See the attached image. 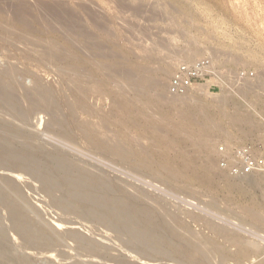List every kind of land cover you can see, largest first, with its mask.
Wrapping results in <instances>:
<instances>
[{
  "label": "rangeland",
  "instance_id": "rangeland-1",
  "mask_svg": "<svg viewBox=\"0 0 264 264\" xmlns=\"http://www.w3.org/2000/svg\"><path fill=\"white\" fill-rule=\"evenodd\" d=\"M103 1L0 0V12L5 10L3 12H6L5 14L8 16V28L11 27V30H8L7 38L0 36V66L3 67L7 63L8 65L12 64L13 66H16L17 74L26 73L25 79L23 81V86L27 88L31 92V94L38 95L34 84V82L37 81L38 78V80L42 82V84L50 88L51 86L55 88L54 89L52 87L53 92L56 94H53V97L55 95L56 100L60 98V100H58V103H60L59 106H61V108H57L58 112L57 110H53L54 108H51L52 105H49V101L48 103H45V101L41 100L42 103H40V101L39 103H34V105L36 106H38V104L39 106H43L41 104L45 103L46 105L44 104V107L47 111V114H45V110H43V112L41 113V117L43 118L42 121H40L41 117H39L38 119H33L34 121H32V126L28 127L29 132L27 131L29 135L37 137H31L30 139L32 143L34 142V145L38 144L36 146H39L41 148L44 146L38 160H42V162H45L47 161V157L52 156L53 158L67 159L73 165H76L78 163L77 165L81 166L83 164L81 167L86 166L94 168L96 166L94 168V171L96 170L97 172L98 169V172L101 171V173L99 172L100 174L107 173V180L109 179V181L119 178L123 181H126L130 185L133 184V187L136 186L137 188L145 190L149 194H157V196L159 195L158 197H162V200L165 199L163 201H167L170 205H172V208L174 207L173 211L176 213V215L182 216L183 221L188 226H190L189 229L194 232V234H197L198 236H206L209 238L212 235L211 239L214 236V240H217V246H219L218 244H220L219 248L223 249L229 255H231L226 261V264H238L241 259L236 252L237 248L235 249L234 246L225 243V241H223V239L221 238L224 230L225 232L237 234L238 236L242 237V239L247 241L248 245L246 244L245 247H247L246 249L249 250L252 259H250L248 262H245L244 264L261 263L262 260L264 261V169L259 172H254V174L251 175L238 174V176L240 177H237L236 175H232L227 169L222 168L220 162L223 157L229 158L231 156V158L228 159V166L241 171L240 162L236 160L237 158L235 157L233 159L232 156L233 154L235 156V152L243 146H250L255 154L262 161H264V0ZM20 4H27V7L29 8L28 14L26 13L28 15H26V19L27 17L29 19H27V21L29 22L27 27H25L26 25H22L15 19V9H17L16 7H18ZM47 5L51 7L49 8ZM52 5L53 7L55 5V7L57 8L61 6L60 8H62V11L60 12L61 9L59 8L54 15L55 7L53 8ZM44 6L46 7L44 8ZM48 8L52 11V13L48 10ZM63 8L65 9V11ZM72 8L73 10H75L72 11ZM66 11H71V13L67 12L69 14L68 15ZM75 13L77 14V16L80 14L79 18L82 19H87L88 15L90 17H92L93 15L96 21L102 23V27L107 30L108 36H102L104 32H101L96 25H92L91 27H89L84 21L85 25L88 27V32H90L91 34L90 40H81V38L76 37L74 39V35L73 33H71L72 29L70 25ZM68 16L71 18H69ZM26 28L28 29V31H30L29 35H31L32 37H29L28 34L27 37L26 35H24L23 38L20 36V33H22L24 31L23 29ZM100 36H102L101 38L104 37V39H101L103 41H100ZM110 36H112V39L110 38ZM77 39L80 40L78 41ZM75 41L78 43L81 41V44H78ZM99 42H103L101 43L103 44V46H97V43ZM75 43L81 47H79ZM52 46L55 47V49ZM93 47H95V49ZM52 48L55 51L52 50ZM62 49L64 50L60 51ZM66 49L67 51L65 52ZM117 49H119L120 52ZM103 51L110 52L112 55L118 54L120 58L126 59L127 63L129 62L130 64V61H132V63H137V61L134 60H138L141 53L145 55L144 58H154L155 62L157 63H155L156 66L161 65L158 67H165V63L168 66V73L166 75V78L163 79L164 87L166 88L164 89L166 97L171 94L169 90L171 76L180 63L191 60L195 61L197 59L205 57H209L213 61L214 70L212 74L207 76L205 80L198 82L197 89L194 88L195 90H191L194 91L191 96L192 98H190L191 101L186 104L188 105L187 107H189L188 110L193 113L192 115L188 111V113H186L188 118L195 115L194 117H196L198 122L200 121L199 123H203L208 120H211L210 122H213L211 123L212 129L210 130V142L207 141V138H203V135H201V133H198L201 131V129L197 130L200 127H198V125L195 123L190 125V130L188 132L186 130L184 132L185 135H183V131L185 129H182V126L185 124V121L187 122L188 119L184 117L185 120L183 121L184 118H181L182 116L179 113V109L174 110L169 106H167L166 108H164V106L157 107V103V105L153 104L151 108L152 114L154 113V115L156 116L154 117L153 126H155V128L152 126L153 129L148 128L151 122L149 123L147 119L141 120L140 118L138 119V122L135 123L136 125L129 124L124 127V129L122 128L124 131L118 128L115 131V125L119 124L121 118L113 119L111 120L112 123L109 124V127H113L112 130L114 129L113 134L117 135V137H119V133H122V135H127L132 138H129L130 141L140 142V144L142 143L144 148H147V145L149 147L153 144L151 148L152 150L149 149L150 147L148 148V150L150 151L149 156H151V158L149 157V159H151V162L155 164V168L160 170V173H163V178H161L163 180L160 181V184H158V182H151L150 179L148 181V179L140 177L137 173L133 172L131 170V164L133 162L128 163V165L130 164V166L128 167V165H125L118 155L110 153L99 155L91 150H87L85 146L80 143L70 142L66 138L51 133V127L54 120V115L52 114H55V117L57 115V117L61 120H67L68 123H70V121L72 122V117H69L71 116L69 110L65 106V103L64 106L62 103L63 101H66L63 95L67 93L66 90H68V84L70 83L69 79H67L68 76L65 73H69V65L74 61V57L78 58V60L82 58L80 60L82 61L84 58L90 57L87 55L88 53L89 55H91V58H102ZM51 52L53 55L51 54ZM57 52L59 54V59L56 60L55 53ZM70 52H72L71 55H74V57L69 55ZM78 53H81L79 54L81 55V58L78 57ZM144 63L146 64L147 62H144L142 59L140 63L138 60L137 64L132 65H141ZM124 66L121 69V72L118 74V77L113 78L112 80L113 87L116 88L117 91H119L118 95L121 96V99L123 97L130 98L132 96V94L130 93V85L127 81L125 82L124 80V74L126 70ZM242 72L246 73L247 76L245 78H242L240 76ZM150 73H153V70L149 71L148 75H150ZM71 75L73 74H71L70 72V76ZM62 79L65 83L67 81V84L63 83ZM100 80L101 78L98 75L92 77L91 82L88 83L90 91L92 92V95L89 98V102L96 108L97 111L100 110V113H109L110 110H112L111 107L113 106V102L112 99H110L111 97L110 95H108V92L98 87V82ZM204 83H208L209 85L207 87L199 88V86ZM55 85L57 86L55 87ZM57 90L60 92H58ZM64 90L66 93L64 92ZM60 93L63 96L62 97L60 95L62 99L64 98L63 100L60 96L58 98V95ZM221 102L223 103V107L225 109L222 106H219L221 105ZM23 105H25V103ZM49 106L50 109L48 108ZM25 107H27V104L25 105ZM153 107L156 110H154ZM52 110L54 113H52ZM66 110L68 111V115ZM48 111H50L52 114ZM60 114L61 116H59ZM160 116H162V118ZM67 118L71 120L69 121ZM165 120H168L169 122ZM164 121L168 124L167 126H165L166 123L165 125L163 124ZM238 121H241L244 124L241 122L238 123ZM173 122H177V125ZM160 124L162 126H160ZM20 125L21 123H17L16 127H19ZM104 125L108 126V122L107 124L106 122H104ZM45 126L48 127L45 128ZM21 127L23 126L21 125ZM164 127L166 128L165 130ZM54 128L55 127L53 124V129ZM178 128L181 130H179ZM191 128H193V130L195 129V131L193 132ZM46 129H50L51 131ZM157 129L158 134L155 131ZM160 129H162L161 131L165 133L164 135L162 134ZM152 130H154L156 134ZM167 130L169 133L167 132ZM4 131L5 130L1 129L0 127V137L2 140H0V146L2 147H0V151L2 152L3 150L4 152L1 153L0 160H3L5 162L6 167L8 166L9 168H11L12 166L15 167L14 165L16 161L7 158L8 147L10 148L12 146L15 148L18 146L17 148H22V145L19 141L17 142L16 139L11 138L9 141L10 146H8V135H5L6 131ZM149 131H151L152 135ZM189 132H193L195 134H189ZM159 133L161 134V136ZM196 134L199 136H197ZM151 137L152 139H150ZM159 138L161 140H159ZM5 139L6 142L4 141ZM112 139L116 141L115 138ZM167 145L169 146L167 147ZM221 147L225 148V152L223 154L220 153ZM163 158L167 159L168 162ZM162 160L165 161L167 166L170 164L169 167L173 169V174H168L169 178H167V174L165 177V173L163 170L164 163H162ZM210 162H213L212 166ZM185 168L187 170H185ZM103 170L104 172H102ZM174 172L177 175L174 174ZM12 173L13 172H10V170L8 169L7 172H0V177L6 176V178L2 177V180L0 179V182L2 181L0 183V196H2L0 197V201H3L4 199V195L2 194L6 195L8 191H12L17 187L20 188L19 185H21L20 189H24L23 194H25L26 200L29 204V207L26 208L27 210L29 208L28 211H30V213L28 212V216L31 220H33L34 223H37L36 225L33 223L34 228L36 227L38 229L46 227V230L44 229V232L51 236L53 234L57 235V233H63L65 232V230H77V233L83 236L85 235V237L92 238L94 242L101 245L103 248L110 247L111 251L109 252V257L115 260L112 261L111 264H119L116 262L118 258H124L125 262L127 261L128 264H147L141 259L133 258L131 255L127 254V252H125L122 247L120 248V245L118 246L117 240H121L125 243H127L128 241V243L131 242L130 244H132V239L129 236H126V233H120L118 235L105 233L107 238H109L108 240L106 239L107 241H109H106V243L104 242L106 237L104 234H102L103 230H101V227L99 226L95 227L98 233L89 228L87 230L86 225L85 228L83 225L80 226V224H74L77 225L76 228H79V230L73 227L74 225L72 227L69 225L68 227L67 225H64V228L63 225L59 224V220L65 218V216L64 214H61L60 210H58V205L53 204L54 198L56 196L59 197L60 193H49L52 196L51 199L53 198L52 203L51 200L48 201L47 199H45L50 198L49 196L45 197V192H43V190L41 189V185L38 184V182L40 183L38 179L37 181H33L32 179H29V177L27 178V176L24 179L21 172H17L16 174H19L16 177L17 181H15L13 179ZM7 178H11V180L14 182L8 180ZM63 179H66V177L63 176ZM10 182L12 185L10 184ZM9 185L11 186L9 187ZM22 186L25 187L23 188ZM120 187L124 188L125 186L121 185ZM9 188L13 189L11 190ZM29 188H34V190L31 191L29 190ZM6 190L7 192H5ZM40 190H42V193ZM108 199H112L110 201H116V198L113 196H109ZM124 202L129 203L128 200ZM116 203L120 202L116 201ZM30 205L32 206V208H37L36 210L39 212V214L31 211ZM7 207L8 205H0V218H3L4 220H2L5 221V223L3 222L0 226V233L5 237L8 236V233L12 232L11 230H9V232L8 230L5 231L8 228L5 227L8 226L6 225L8 222V217H6L8 216ZM40 208L42 211L40 210ZM59 214L62 216H59ZM69 216H72V219L76 217L75 215ZM194 216H198V219L194 218ZM142 221L145 222L144 218H142ZM48 223L49 225H47ZM3 224H5V226ZM152 224L155 225V221L150 220L148 226L150 228H154V225ZM38 225L39 227H37ZM148 226H146V228L144 227L145 231L144 228H140L141 230L139 231L138 226H134V229L137 230L140 234H142L143 232L144 236H148ZM210 226L213 227L211 228ZM2 227H5L6 229L4 228L5 230L3 229L2 231ZM149 227L148 229H150ZM214 227H216L217 229H215ZM49 232H51L52 234ZM175 235L178 234L170 233L169 236L174 237L173 239L177 241L178 236L177 238H175ZM62 236L63 235L59 234V236L57 238H54L52 242V246L55 245L53 246V249H58L59 252L63 251L61 254L56 255L46 250L40 252L39 254H36V251L33 250L31 252V250L19 249L16 250L19 257L15 258L12 256V261H15V263H13L16 264L17 262L18 264H39L47 261H52L53 264H87L89 261L87 262L85 258L77 257V252L74 251L75 244L73 240L69 238L65 239L66 237L62 238ZM181 236L182 237L179 238H183L182 240L188 239V234L182 233ZM218 236L222 240L219 239ZM16 237V243L13 239H11V243L19 244V238L17 235L15 236V238ZM184 237H186V239ZM26 239L28 243H32L35 242L34 240L36 238H34L32 234L31 236L29 235ZM152 239L150 240L153 241L154 239ZM155 240H157V238H155ZM180 240L181 239H179L178 241L180 242ZM108 243L114 244L110 246V244ZM38 244L41 243L38 242ZM38 244L34 243L35 246ZM38 246L45 247L43 244L42 246ZM58 246L61 247L59 248ZM182 246L183 245L178 247L182 250L181 252L185 251L184 246ZM224 247L226 248L224 249ZM251 250L254 252L257 250V252L259 253L255 252L257 253L256 255ZM186 253L190 254V252ZM251 253L254 255H252ZM25 255L29 257L28 261H26L28 259L27 257V259L24 258ZM135 259H137L138 261H136ZM139 261H142L143 263ZM203 262L201 263L204 264ZM217 262L218 260H214L212 264H218ZM89 263L95 262L90 261ZM152 263L154 264L155 262H150V264ZM160 264L173 263L162 262Z\"/></svg>",
  "mask_w": 264,
  "mask_h": 264
},
{
  "label": "bare ground",
  "instance_id": "bare-ground-1",
  "mask_svg": "<svg viewBox=\"0 0 264 264\" xmlns=\"http://www.w3.org/2000/svg\"><path fill=\"white\" fill-rule=\"evenodd\" d=\"M45 7L46 6H44V8ZM52 7H53V5H52ZM54 7H55V5H54ZM16 8L17 9H15L16 10L15 19L18 22H20L22 25H26L25 27H27L29 24V22L27 21L28 17L26 19V15L28 14V9H29L27 7V4H20ZM49 8H48V10H49ZM59 8H57V7L54 8L55 9L54 15H55L56 11H58ZM60 9H61L60 10V12H61L62 8H60ZM74 10L72 8V11H74ZM3 11H5V10H3ZM3 11L0 12V36L7 38L8 37V30H11V27L8 28V24H9L8 16L5 14L6 12L4 13ZM49 11L52 13L51 10H49ZM64 11H65V9H64ZM67 12L68 11H66V13ZM69 12L71 13V11H69ZM79 15L77 16V14L75 13V15L73 16V18L71 20L70 27L72 29L71 33H73L74 39L76 37V38H81V40L82 39L90 40L91 34H90V32H88L87 26L91 27L92 25H96L97 28L101 32H104L102 36H104V35L106 37L108 36L107 30L104 27H102L103 26L102 23L95 20V17L93 15H92V17H90L88 15L87 19L86 18L85 19L79 18ZM69 18H71V17H69ZM84 21L87 24V26L85 25ZM23 30L24 31L22 33H20V36L22 38L24 35H26V37H27L30 33V31H28L27 28L23 29ZM109 34H111V33H109ZM102 36L99 37L100 41H103L101 39H104V37L101 38ZM29 37H32V36L29 35ZM111 37L112 36H110V38ZM32 40H34V39H32ZM77 40L79 41L80 39H77ZM71 41H73V40H71ZM105 42H106V40H105ZM50 43H52V42H50ZM76 43H78V42H76ZM101 43H103V42L97 43V46H99V47L103 46V44H101ZM78 44H76V45H78ZM79 47H81V46H79ZM53 48L55 49V47H53ZM53 48H52V50H54ZM71 48H72V45H71ZM93 48L95 49V47H93ZM75 49H74V51H75ZM63 50L64 49H62L60 51H63ZM68 50H70V49H68ZM117 50L120 52L119 49H117ZM66 51H67V49L65 50V52ZM72 52H70L69 55H71ZM76 53H77V51H76ZM76 53H73V54H76ZM124 53H126V52H124ZM51 54H52V52H51ZM55 54H54L56 57L55 59L56 60L59 59L58 58V55H59L58 52ZM66 54H63V55H66ZM79 54H81V53H78V55ZM87 55L90 57L84 58L85 57V55H84V57H83L84 59L82 61H80L82 59L80 57L81 55L78 56L79 58H81L80 60H78V58L74 57V55H71L74 57V61H73L74 63L72 62V64L69 65V69H68L69 73H65V74H67V76H68L67 79H69V82H70L68 84V87L70 89L68 88V90H66L67 93L64 90V92L66 94L63 96L65 97L66 101L65 102L63 101V103L62 102L61 103L63 104V106L65 103V106L67 107V109L69 110V112L71 114V116H69V117L70 118L72 117L71 118L72 122L70 121L71 119L70 120L68 119L69 117L67 118L70 121V123H68L67 120H61L57 117V115L55 117V114H52V113H54L53 110H57L58 107L61 108V106H59L60 103H58V100H60L59 96L61 95V93L58 95L59 99L56 100L55 99L56 94L52 90L53 86H51V88H50V87L42 84V82H40L37 78V81H35L34 84H35V88H36L39 96L33 95V94H31V92L27 88H25L23 86V84H24L23 81L25 79L26 73L25 74H20V73L17 74L16 66L15 65L13 66L12 64L8 65V63H7L4 66L2 65L3 67L0 66V127H1V129H4L6 131L5 135H8V139H7L8 146H10L9 141L11 138L16 139L17 142L19 141L20 144L22 145V148L21 147L17 148L18 146L15 148L12 146L10 148L8 147L7 158L13 159L16 161V163L14 162L15 167H13V166L12 167L10 166L11 168H9L8 166L6 167L5 162L3 160H0V172L1 171L7 172V169L10 170V172H13L12 176H13V179L15 181H17L16 177L19 174V173L16 174L17 172H21L24 179L26 176H27V178L29 177V179H32L33 181H37V179H38V181H40V183L38 182V184L41 185V189L43 190V192H45V195H46L45 197L49 196V198H50V199L45 198L48 201L51 200V202H52V199H53V198L51 199L52 196L49 194L50 192H55V194H56V192H59L60 196L59 197L56 196L53 200L54 203L53 202L52 203L58 205V207H59L58 210H60L61 214L62 215L64 214V216H65V218H62L59 220V224L63 225L64 228H65L64 225H67V227H68V225L72 227L74 224H77V225L80 224V226L83 225L85 228L87 226V230L89 228V229H92L94 232H97L95 227L99 226V227H101V230H103L102 234H104V235H105V233H112L114 235H118L120 233L121 234L126 233L127 234L126 236H129L132 239V241H133L132 244H130L131 242L128 243V241H127V243H125L121 240L120 241L117 240L118 246L120 245V248L122 247L125 250V252H127V254L131 255L133 258L141 259L142 261H144L147 264H150V262H155L154 264H160L162 262L173 263V264H202L201 262H203V261H204L203 262L204 264H212V262H214V260H216V261L218 260V262H217L218 264H226V261L229 259V256H231V255H229L223 249L219 248L220 244H218L219 246H217V240H214V238H213L214 236L211 239L212 235L209 238L206 236H198L197 234H194V232H192L189 229L190 226H188L183 221L182 216L176 215V213L173 211L174 207L172 208V205H170L167 201H163L165 199L162 200L161 199L162 197L161 198L158 197L159 195L157 196V194L156 195L149 194L145 190L137 188L136 186L133 187L132 186L133 184L130 185L126 181H123L119 178H116L115 180L109 181V179L107 180V178H108L106 175L107 173L106 174L105 173L100 174L101 171H99L100 172L99 173L98 169H97L98 173L96 172V170L94 171V168L96 166L94 168L93 167L90 168V167H86V166L81 167L83 164L81 166H78L77 165L78 163L76 164L77 165L76 166V165H73L72 163H70L67 159L53 158L52 156L47 157V161H45V162H42V160L41 161L38 160V158H39V156L43 150L42 148L44 146L41 148L39 146H36L38 144L34 145L33 144L34 142L32 143V141L30 139H31V137H35V136L29 135L27 133V131L29 129L28 127L32 126L31 124L33 123L32 121H34L33 119H35V118L38 119L39 117H41V113L43 112V110L46 111L44 104L46 102L48 103V101L50 102L49 105H52L51 108H54L52 110V113L50 111H48L52 115H54L53 116L54 120H53L52 127H51L52 131L50 130L51 129L50 127H49L50 129H46V130H50L51 133L56 134L57 136H61L63 138H66L70 142L80 143V144L84 145L87 150H91V151L95 152L96 154L105 155V154L110 153V154L118 155L125 165H128V163L133 162L132 163L133 165L131 164V170L133 172L137 173L140 177H144V178L148 179V181L150 179L151 182H158V184H160V181L163 180V179H161V178H163L162 177L163 173H160L159 172L160 170L155 168L156 167V166H154L155 164H153L151 162V159H149V157L151 158V156H149L150 151L148 150V148L150 147L149 149H151L153 144L151 145V142H150L151 146L148 147V145H147V148H144L142 143L140 144V142H137V141L136 142L130 141V139H132V138H130L127 135H122V133L121 134L119 133L118 134L119 137H117V135L113 134L114 133V129L112 130L113 127L112 128L109 127V124L112 123L111 120L116 119V118H118V119L121 118L120 119L121 121L119 122V124L115 125L116 126L115 131L117 130V128L118 129H122V128L124 129V127H126L129 124L131 125V124L137 123L139 118L141 120L147 119L149 123L151 122L149 127L147 125V127L149 129H151L153 126L154 117H156L154 115V113L152 114V112H151L152 105L158 104L157 107L164 106V108L169 106L174 110L179 109V111H180L179 113L182 116V117L181 116L180 117L182 119L184 117L188 119L187 122L186 121L184 122L185 124L183 123L184 125L182 124L183 128L180 126L182 129H185L183 131V133L186 130L188 132L190 130V125L195 123L198 125V127H200V128L197 127L198 128L197 130L201 129L200 132H198V131L197 132L201 133V135H203V138H205V139L207 138V141L210 142V139H211V131L210 130L212 129L211 123H213V122H210L211 120L210 121L205 120L206 122L199 123L200 121L199 122L197 121L196 117H194L195 115L190 116L188 118V116L186 114L189 111L188 110L189 107H187L188 105H186V104H188L191 101L190 98H192L191 96H192V93L194 91H189L184 95L169 94L168 97H166V94L164 91V89H166V88L164 87L163 79L166 78V75L168 73V66L165 63H164L165 67H158L161 65L156 66L157 63L155 62L154 58H144L145 55L142 53L140 56L138 55L139 56V58H138L139 63L142 59L144 62L146 61L147 63L141 64V65H135V66L132 64H137L138 60H136V59L134 60V61H137V63L136 62L132 63V61L129 60L131 62V64H130L129 62L127 63L126 59L120 58V56L118 54L112 55L110 52H104L103 51L102 58H96V57L91 58V55H89L88 53H87ZM82 56H83V54H82ZM96 56H97V54H96ZM189 62H193V60H191ZM123 66L126 68L125 74H124V80H125V82L127 81L129 83L130 93L132 94V96L130 98L123 97L121 99V96L118 95L119 91H117V89L113 87L112 80H113V78L118 77V74L121 72V69L123 68ZM152 70H153V73H150V75H148L149 71H152ZM70 72L73 75L70 76ZM98 75L101 78V80L98 82V87L100 89L106 90V92H108V95H110V97H111L110 99H112V102H113V103L111 102L113 106L111 107L112 110H110L109 113H106V112L100 113V110H98L99 111L98 112L96 110V108L93 105H91L89 102L90 101L89 98L91 97L92 92L90 91V87H89L88 83L91 82L92 77L98 76ZM62 82H63V79H62ZM63 83H65V82H63ZM65 84H67V81ZM208 85H209L208 83H204V84H201L199 86V88L207 87ZM56 86L57 85H55V87ZM197 86L198 85H196L194 88L197 89L198 88ZM195 89H192V90H195ZM58 92H60V91H58ZM53 94H55L54 97H53ZM62 97H61V99H62ZM41 100L45 101L44 104H41L43 106H39V104H38V106L34 105V103H39V101H40V103H42ZM24 103H25V105L27 104V107H25V105H23ZM218 104H220V103H218ZM63 106H62V109H63ZM219 106L223 107V103L221 102V105H219ZM48 108L50 109V106ZM161 108H163V107H161ZM154 110H156V109L154 108ZM57 112H58V110H57ZM189 113H191V112L189 111ZM45 114H47V111ZM191 114L193 115V113H191ZM67 115H68V111H67ZM59 116H61V114ZM160 117L162 118V116H160ZM51 118H52V116H51ZM185 118L183 119V121L185 120ZM242 119H244V118H242ZM42 120H43V118L41 117L40 121H42ZM109 121H110V123H109ZM165 121H168V120H165ZM165 121L163 123L164 125L166 123ZM104 122H106V124L108 122V126H105ZM216 122H218V121H216ZM239 122H241V121H238V123ZM17 123L18 124L21 123V125L23 127H21V125L19 127H16ZM176 123H174V124H176ZM241 123H243V122H241ZM53 124L55 127L54 129H53ZM114 124H116V123H114ZM214 124H215V122H214ZM167 125L168 124L166 123L165 126H167ZM180 125H181V123H180ZM49 126H51V125H49ZM160 126H162V125L160 124ZM46 127H48V126H45V128ZM153 127L155 128V126H153ZM169 127H170V125H169ZM144 128H146V127H144ZM165 129L166 128L164 127V130ZM191 129L193 132L195 131V129L194 130H193V128H191ZM161 130L162 129H160V131ZM179 130H181V129H179ZM152 131H154V130H152ZM155 131L158 134V129ZM155 131H154V133H155ZM149 132L151 134V131H149ZM167 132H168V130H167ZM193 132H189V134H191V133L195 134ZM142 133H144V132H142ZM162 134L164 135L165 133L162 132ZM183 135H185V133ZM160 136H161V134H160ZM197 136H199V135H197ZM153 137H154V135H153ZM35 138H37V137H35ZM112 138H115L116 141H114ZM156 138H158V137H156ZM163 138H165V137H163ZM171 138H173V137H171ZM34 139H32V140H34ZM150 139H152V137ZM168 139H169V137H168ZM0 140H1V137H0ZM159 140H161V139L159 138ZM4 141L6 142V139ZM168 146L169 145H167V147ZM50 151H52V150H50ZM2 152H3V150H2ZM2 152L0 151V155ZM51 153H53V152H51ZM208 153H207V155H208ZM49 154H50V152H49ZM54 155H55V153H54ZM168 155H169V153H168ZM60 156H63V155H60ZM64 156H66V155H64ZM165 158H166V156H165ZM165 158H163V159H165ZM41 159H42V157H41ZM165 160L167 161V159H165ZM160 161H161V159H160ZM163 161L164 160H162V163H164V165H163L164 167L163 166H161V167L164 168L163 170L165 173V177L167 174V178H169L168 174H171V173L173 174V169L169 167L170 164L167 166L165 161L164 162ZM212 163L210 162L211 166H212ZM12 165H13V163H12ZM129 166H130V164L128 165V167ZM185 170H187V169L185 168ZM102 172H104V170ZM161 172H163V171H161ZM195 172H196V170H195ZM103 174H105V175H103ZM174 174H176V173L174 172ZM10 175H11V173H10ZM63 176H65L66 179H63ZM236 176L240 177L238 175H236ZM2 177H0L1 180H2ZM19 177H21V176H19ZM3 178H6V176H4ZM109 178H111V177H109ZM204 178H206V177H204ZM7 179L12 181L11 178L10 179L7 178ZM12 182H14V181H12ZM163 183H164V181H163ZM10 184H11V182H10ZM5 185H7V184H5ZM11 185H9V187ZM121 185H124L125 187L122 188V187H120ZM257 185H258V183H257ZM13 187H14V184H13ZM19 187L21 188V185H19ZM20 188L17 187L14 190H12L13 188L12 189L9 188L12 191H8V193L6 195L2 194V195H4L3 196L4 199H3V201L1 200L2 202L0 201L1 206L8 205V207H7L8 208L7 209L8 210V216H6V217H8L7 218L8 222L6 224L8 226H5V224H3L5 227H8V228L6 229L5 227H2L1 230L3 231V229L5 228L6 229V230L4 229L5 231H7V230H8V232H9V230L12 231L11 233H8V236H6V237L4 235H1V233H0V264H14L15 261L14 260L12 261V256L14 255L16 250H19V249L31 250V252L33 250V251H36V254H39L40 252L45 251V250L49 251L53 254H56V255L61 254L63 251L59 252L58 249H53V246H55V245L52 246V244H53L52 242H53L54 238H57L59 236V234L63 235L62 238L66 237L65 239H68V238L72 239L74 244H75L74 251L77 252V255H78L77 257L85 258L87 260V262L93 261L96 263L111 264L112 261H115L109 257V252L111 251L110 247L103 248L101 245L94 242L92 240V238L85 237V235L83 236V235L77 233V230H75L76 232L65 230V232H63V233H57V235L53 234L54 236L53 235L51 236V235L46 234L44 232V229L46 227L45 228H38V229L36 227L34 228V225H33L34 222L28 216V212L30 213V211H28L29 208H28V210L26 209L27 207H29V204H28V201L26 200L25 194H23L24 189L21 190ZM29 190L32 191V190H34V188H29ZM42 190H40L41 193H42ZM5 192H7V190ZM5 192H1V193H5ZM109 196L115 197L116 201H119L120 203H116V201H110L112 199L109 200L108 199ZM0 197H2V196H0ZM126 200H128L129 203L124 202ZM30 208H31V211H34L36 214H39V212L36 210L37 208H34V207L32 208V206ZM40 210H41V208H40ZM62 215L59 214V216H62ZM69 215H75L76 217L75 218L73 217L74 219H72L71 218L72 216L70 217ZM66 216H69V217H66ZM142 218H144L145 222L142 221ZM194 218L198 219V216H194ZM2 219L3 218H0V226L2 225L3 222L5 223V221H3L4 219L3 220ZM150 220L155 221V225L152 224V225H154V228H150L148 226V223L150 222ZM44 222H46V221H44ZM34 224L36 225L37 223H34ZM47 225H49V223ZM77 225H74L73 227L76 228ZM134 226H138L139 229H138V227H137V229L139 231L141 230L140 228H144V227L146 228V226H148L150 228V229H148V227H147V231L149 233L147 231L146 232H147L148 236H146V235L144 236L143 232H142V234H140L137 230L134 229ZM37 227H39V225ZM210 227L212 228L213 226H210ZM145 228H144V231H145ZM214 228L217 229L216 227H214ZM76 229L79 230V228H76ZM51 232H49V233H51ZM94 232H93V234H94ZM170 233H177L178 235H175L176 236L175 238H177V236H178V238L185 236V235L181 236L182 233L188 234V239L182 240L183 238H179V239H181L179 242L178 238L176 241L173 239L174 237L169 236ZM28 234L30 236L33 234V237L36 238L34 240L35 242L28 243V241L26 239L29 236ZM14 235L18 236V238H19L18 241H20L19 244L18 243L17 244L11 243L12 242L11 239H13L16 243L17 237L15 238ZM172 236H173V234H172ZM105 237H106L105 241L103 240L104 242H106L109 239V238H107L106 235H105ZM186 237H184V238L186 239ZM155 238H157V240H155ZM218 238H219V236H218ZM221 238L223 239V241H225V243H227L231 246H234L235 249L237 248L236 252L238 253V255L241 259L238 264H244L245 262H248L250 259H252V257L250 256L249 250L246 249L247 247H245V245L247 244V241L242 239V237H240L234 233L225 232V230H224ZM221 238H219V239H221ZM150 239H152L153 241H151ZM129 241H131V240H129ZM38 242L41 244H38ZM107 242H109V241H107ZM34 243L41 245V246L43 244L45 247H39L38 245L35 246ZM56 244H58V243H56ZM108 244H110V243H108ZM112 244H114V243H111L110 246ZM47 245H49V246H47ZM59 245H62V244H59ZM137 245H138V247H137ZM181 245H183L185 251L188 253L190 252V254L192 256L190 254H187L185 251L181 252L182 250L180 248H178ZM58 247H54V248H58ZM225 248L226 247H224V249ZM191 251L193 254L191 253ZM252 252L255 253V252H257V250L255 252L254 251H252ZM257 253H259V252H257ZM257 253H255V254L257 255ZM33 254H34V252H33ZM234 255H236V254H234ZM252 255H254V254H252ZM26 257L27 256L25 255L24 258L25 259L28 258L26 260V261H28L29 257H27V258ZM232 257H230V258H232ZM20 258H21V256H20ZM137 259H135V260L138 261ZM16 260H19V259H16ZM127 260H129V259H127ZM34 261H35V259H34ZM142 261H139V262L143 263ZM116 262L119 264H128L127 261L125 262L124 258L123 259L118 258V260ZM258 264H264V261L262 260V262L258 263Z\"/></svg>",
  "mask_w": 264,
  "mask_h": 264
},
{
  "label": "built area",
  "instance_id": "built-area-1",
  "mask_svg": "<svg viewBox=\"0 0 264 264\" xmlns=\"http://www.w3.org/2000/svg\"><path fill=\"white\" fill-rule=\"evenodd\" d=\"M214 70L213 62L211 58L205 57L197 59L193 62L185 61L180 63L174 70L169 90L173 95H184L187 92L194 89L198 82L205 80L207 76L211 75ZM242 78L247 75L245 72L240 74ZM225 148H220V153L223 154ZM241 164L240 170L229 167V158L223 157L221 159L220 165L222 168L227 169L232 175H251L254 172H259L264 169V161H262L253 151L250 146H243L235 152V156Z\"/></svg>",
  "mask_w": 264,
  "mask_h": 264
},
{
  "label": "water",
  "instance_id": "water-1",
  "mask_svg": "<svg viewBox=\"0 0 264 264\" xmlns=\"http://www.w3.org/2000/svg\"><path fill=\"white\" fill-rule=\"evenodd\" d=\"M11 244V243H10ZM13 257H15V258H18L19 257V255H18V252L16 253H14V255H13ZM32 263V262H31ZM16 264H18V263H16ZM39 264H53V262L52 261H47V262H44V263H39ZM75 264H77V263H75ZM86 264V263H85ZM87 264H104V263H87Z\"/></svg>",
  "mask_w": 264,
  "mask_h": 264
}]
</instances>
